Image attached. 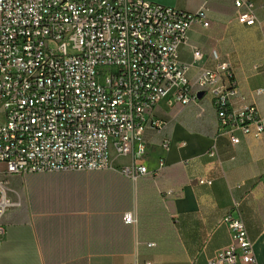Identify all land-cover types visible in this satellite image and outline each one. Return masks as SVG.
<instances>
[{"label":"crops","instance_id":"1","mask_svg":"<svg viewBox=\"0 0 264 264\" xmlns=\"http://www.w3.org/2000/svg\"><path fill=\"white\" fill-rule=\"evenodd\" d=\"M148 1L184 12L205 4L209 26L190 28L178 51L187 77L227 62L238 90L233 107L251 103L264 116V90L256 92L264 85V0H251L257 22L250 26L235 19L234 0ZM207 94L185 106L168 94L154 106L150 119L159 126L144 128L147 172L136 180L122 171L130 155H115L101 170L8 175L14 205L0 218V264H210L231 241L227 213L241 217L264 264V132L237 130L232 143ZM125 212L136 222H124Z\"/></svg>","mask_w":264,"mask_h":264},{"label":"built area","instance_id":"2","mask_svg":"<svg viewBox=\"0 0 264 264\" xmlns=\"http://www.w3.org/2000/svg\"><path fill=\"white\" fill-rule=\"evenodd\" d=\"M234 7L238 23L257 22L251 0ZM193 26H209L205 4L184 12L148 0H0V218L14 205L11 174L106 169L110 149L131 156L122 171L132 180L145 174L142 134L158 128L150 115L168 94L185 106L209 93L218 130L232 143L237 130L260 136L264 116L256 107L232 105L238 90L227 62L187 77L178 51ZM123 220L137 219L125 212ZM222 222L231 241L209 263L258 264L241 217L227 213Z\"/></svg>","mask_w":264,"mask_h":264},{"label":"rangeland","instance_id":"3","mask_svg":"<svg viewBox=\"0 0 264 264\" xmlns=\"http://www.w3.org/2000/svg\"><path fill=\"white\" fill-rule=\"evenodd\" d=\"M51 46L54 47V46H56V44H55V43H51ZM208 98H209L208 94H204V98H203L202 102H206V101L208 100ZM198 112H199V110H198ZM115 155H116V154L113 152V150L110 149V150H109V161H112V158H113Z\"/></svg>","mask_w":264,"mask_h":264},{"label":"water","instance_id":"4","mask_svg":"<svg viewBox=\"0 0 264 264\" xmlns=\"http://www.w3.org/2000/svg\"><path fill=\"white\" fill-rule=\"evenodd\" d=\"M203 96V91L197 92V98L200 99Z\"/></svg>","mask_w":264,"mask_h":264}]
</instances>
